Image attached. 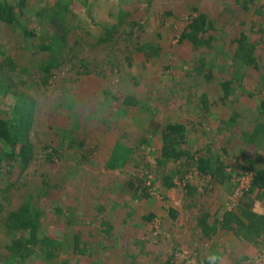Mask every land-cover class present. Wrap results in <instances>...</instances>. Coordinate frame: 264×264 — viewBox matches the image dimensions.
Returning <instances> with one entry per match:
<instances>
[{
	"label": "rangeland",
	"instance_id": "1",
	"mask_svg": "<svg viewBox=\"0 0 264 264\" xmlns=\"http://www.w3.org/2000/svg\"><path fill=\"white\" fill-rule=\"evenodd\" d=\"M85 5L0 0V119L26 120L21 130L30 151L24 168L0 164V264H19L7 248L16 239L7 225L29 201L41 210L40 231L60 248L50 264H254L264 258V243L222 228L206 235L200 225L239 211L253 185L250 166L264 158V0ZM11 6L37 40L31 53L6 21ZM200 14L215 23L209 46L182 38ZM242 36L258 68L242 66L244 88L225 98L219 81L232 76L225 66L228 45L233 50ZM40 63L54 66L47 72ZM203 68H211L214 79L207 80ZM127 97L134 103L121 110ZM152 120L181 123L190 149L217 154L232 179L210 183L187 158L157 163L161 139L150 135ZM69 130L85 141L88 161L62 138ZM4 142L0 138V156ZM120 142L133 148L131 161L109 168Z\"/></svg>",
	"mask_w": 264,
	"mask_h": 264
},
{
	"label": "trees",
	"instance_id": "2",
	"mask_svg": "<svg viewBox=\"0 0 264 264\" xmlns=\"http://www.w3.org/2000/svg\"><path fill=\"white\" fill-rule=\"evenodd\" d=\"M89 3V0H84L85 7ZM13 6H11L9 11V19L6 21L14 24L19 30L17 39L19 40L18 44L23 43L25 45V51L32 52L30 46L37 40L32 39L33 33L27 32L21 21H17L14 12ZM63 10V9H61ZM61 13V11H60ZM49 16V15H48ZM86 16L93 20L95 25L100 26L93 17L86 13ZM62 17V16H61ZM90 23L91 21H87ZM102 29H105V26H102ZM215 29L214 21H209L206 15L200 14L199 16L193 18L186 30L183 33L182 38L187 39L197 45H211L213 43L214 34H210V31ZM80 38V37H79ZM246 36L236 38L233 43L236 42L233 50L231 47L232 44L228 45V53L230 56V62L225 66L228 70H232V76L222 79L219 81V87L223 91L224 96L227 97L231 91L244 88L243 85V68L252 66L253 69L258 68L257 59L254 56V50L246 42ZM44 50L43 45L41 46ZM52 48V47H50ZM51 59L56 60V56L52 55ZM205 60V59H204ZM204 60L202 59V64ZM10 66L14 67V60L10 58ZM41 67H44V64H39ZM54 65H46L44 69L48 72L50 67ZM204 71V77L207 80L214 79L213 70L208 68ZM242 75V77L240 76ZM259 85L260 82H256ZM256 92H261L262 89L257 87ZM255 94V93H254ZM262 101L259 104V107L262 110L264 115V96L261 97ZM134 103V99L126 98L123 101L121 110H124V105L131 106ZM73 129L77 132L78 127L75 125L78 121V114L74 115ZM152 120L149 128L150 135L156 134L159 135L161 139V146L159 151V156L157 157V163L161 165H168L170 161L177 162L182 158H187L188 162L196 164V169L200 173L210 176V183L223 182L226 179H232L229 172H226L227 166L220 160V157L217 154L206 151V153L201 154V150H192L190 149L191 141L188 140L186 134V127L179 122H169L164 124H159ZM76 123V124H75ZM26 120L20 118L16 123L12 120L0 119V138L3 139L4 148L3 154L0 156V164L2 167H11L14 163H18L22 168H24L29 159V145L25 139V133H22V127L25 128ZM261 132L264 134V122L260 125ZM69 129V128H68ZM25 130V129H24ZM64 131L63 139L68 140L69 144L74 147L75 150H79L81 158L85 161H88L86 158L85 141L80 138V133L77 136L73 135V131ZM149 142V140H148ZM150 143V142H149ZM17 146H21L19 152H17ZM193 148V147H192ZM133 154V148L124 145L123 143H117L109 160L107 166L109 168L118 167V165H125L128 161H131ZM27 157V158H26ZM23 165V166H22ZM1 167V166H0ZM254 171L252 189L241 197L239 200L240 208L239 211H229L224 214V217L220 220H215L213 223L208 224V221L202 220L200 225L202 226L203 231L206 235L210 233H215L217 228H222L226 230L234 231L235 235L241 240H247L252 242L255 245H260L264 243V208L260 202L264 203V158L252 163L250 166ZM239 173V172H237ZM236 174V173H235ZM167 179V178H166ZM167 181V180H166ZM171 185L170 182H168ZM262 193L260 196L259 202L256 201V195ZM36 207L29 202H26L21 206L17 212L13 214L12 221L7 225V232L13 233L15 231L16 239L12 243L7 245V248L13 252V256L18 260L19 264H30L39 260L43 264H50V260L54 263V258L57 256L58 247H54L51 244V238L44 235L40 231V217L42 215L41 210L37 211ZM22 229L28 233L18 235L17 232ZM31 231L33 233L30 235ZM28 234V236H25ZM56 262V261H55ZM216 264L215 261L211 262ZM69 264V262L61 263Z\"/></svg>",
	"mask_w": 264,
	"mask_h": 264
},
{
	"label": "built area",
	"instance_id": "3",
	"mask_svg": "<svg viewBox=\"0 0 264 264\" xmlns=\"http://www.w3.org/2000/svg\"><path fill=\"white\" fill-rule=\"evenodd\" d=\"M263 261H264V258L260 257L259 259H255L254 264H264ZM189 262H191V261H188L187 263H189ZM248 264H250V263H248Z\"/></svg>",
	"mask_w": 264,
	"mask_h": 264
}]
</instances>
